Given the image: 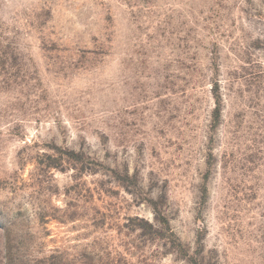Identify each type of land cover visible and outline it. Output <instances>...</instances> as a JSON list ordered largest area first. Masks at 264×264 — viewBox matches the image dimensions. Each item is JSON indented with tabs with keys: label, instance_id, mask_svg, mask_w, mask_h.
Segmentation results:
<instances>
[{
	"label": "rangeland",
	"instance_id": "obj_1",
	"mask_svg": "<svg viewBox=\"0 0 264 264\" xmlns=\"http://www.w3.org/2000/svg\"><path fill=\"white\" fill-rule=\"evenodd\" d=\"M0 264H264V0H0Z\"/></svg>",
	"mask_w": 264,
	"mask_h": 264
}]
</instances>
